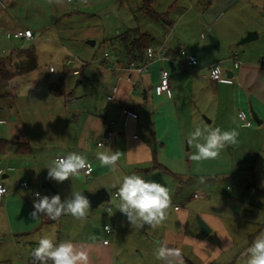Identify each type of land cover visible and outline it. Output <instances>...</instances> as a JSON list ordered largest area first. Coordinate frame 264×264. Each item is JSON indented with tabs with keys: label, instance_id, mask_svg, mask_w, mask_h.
I'll return each instance as SVG.
<instances>
[{
	"label": "rangeland",
	"instance_id": "obj_1",
	"mask_svg": "<svg viewBox=\"0 0 264 264\" xmlns=\"http://www.w3.org/2000/svg\"><path fill=\"white\" fill-rule=\"evenodd\" d=\"M223 1L237 3L223 9ZM143 5L144 0H63L62 4L55 3V0H0V26L4 27V17L13 12L18 22L11 27L28 28L34 33L31 43L9 40L0 49H33L38 58L35 71L17 77L10 85H0V92H9V86H12L16 95L15 98L0 99V139L20 142L31 149L27 155L19 156L16 155L18 146L11 144L13 157L0 156L3 166L19 170L8 173L5 183L29 182L30 178L36 183L44 171L45 161L54 160L59 145L78 135L77 127L82 119L88 113L100 114L107 103L106 90L112 82L108 69L126 61V51L119 43L120 36L134 29L146 34L159 31L163 35V27L149 17ZM153 9L167 14L174 22L184 14L178 22V30L188 39L183 46L194 49L192 51L199 49L198 56L208 63L225 56V52L220 54L209 47L208 40L217 41L215 33L222 35L227 44H232L230 52L238 53L240 58L244 53L264 55V0H154ZM249 33L259 34V38L239 45ZM146 34L145 43L150 41ZM201 35L206 36L205 45L200 41ZM202 46L207 50L204 55H200ZM230 52L226 56L229 57ZM105 53L110 59H105ZM68 60H75V63L68 66ZM51 68L53 72H50ZM76 69L81 73L78 77L72 74ZM78 81L82 83L78 84ZM61 82H64L67 97H57L50 92L52 85ZM263 144L257 137L240 132L237 143L228 149L232 160L228 158L229 162L222 167L212 169L213 173H223L224 168L231 167L230 175L204 178V183L195 180L185 188L184 195L176 197L172 208L190 211L187 235L193 237L197 234L201 240L214 246L209 251L201 248V254L205 255L202 258L189 243L183 248L179 264H246V249L264 233ZM20 160L27 163L24 165ZM45 187L46 191L38 187L34 192H39L42 197L51 195L52 190L47 185ZM195 194L198 198H194ZM27 201L33 207L34 201ZM207 215L217 217L234 242L230 251L213 262L215 247L220 246L218 241L221 239L217 229L207 237H200L199 219L207 223ZM70 216L66 214L55 221L45 216V222L52 228V232L46 235H52L56 240L59 225L70 226ZM86 220L91 227L103 230L106 223L103 207L90 209ZM2 232L0 229V264H29L31 252L38 244L25 239L18 242L12 234ZM128 233L134 236L133 240L126 237V241H122L121 233L118 235V255L113 264H122V261L143 264L142 252L139 254L131 249L126 255L124 251L143 238L144 231L135 228ZM85 236L96 239L94 229ZM146 261L149 263V259Z\"/></svg>",
	"mask_w": 264,
	"mask_h": 264
},
{
	"label": "crops",
	"instance_id": "obj_2",
	"mask_svg": "<svg viewBox=\"0 0 264 264\" xmlns=\"http://www.w3.org/2000/svg\"><path fill=\"white\" fill-rule=\"evenodd\" d=\"M233 2H226V4L223 1L222 8L226 9L231 4L237 3ZM203 15H206V13L204 12ZM16 16L15 13L11 12L10 15L4 17L5 25L4 27L0 26V47L5 45L6 41L14 40L13 32L23 30V27H11L18 22ZM183 16L184 14L179 17V21ZM179 21H172L168 15L164 21H157L158 25L163 27V35L159 31L150 34L139 31L141 34H146L150 39L146 42L147 49H166L170 60L152 65L149 72L140 77L139 87L134 89L131 84L123 79V70L135 61L134 55L128 56L127 52L124 51L126 61L117 66L113 64L108 69L112 82L106 90V100L113 86L118 85L119 94L116 101L110 102L107 100L98 116L94 113H88L77 127L78 135L65 144L59 145V152L54 155V159L66 156L71 152L86 156L93 168L91 178L81 174L62 183H57L48 178V169L45 168L53 159L46 160L45 165L42 166L44 171L41 173L40 179L36 183L31 178L29 179L32 188L15 192L14 186L18 182L5 183L4 180L9 178L8 173H16L19 170L3 166L0 162V182L11 190L4 199L0 200V229L3 231L2 233L12 234L18 242L20 239H25L36 245L39 238L52 232L50 223L45 222L44 215L35 220L30 216L34 209L27 200L34 201V191L38 190V187H42L43 191H46L47 187L45 185H47L52 190L49 197L59 194L61 199L69 197L70 193L74 191H81L83 194L104 191L109 200L100 204L99 207L106 205L111 207L110 212L104 211L105 226L110 225L116 230L115 237L109 239L110 236L106 234L104 228L103 230L93 228L87 220H77L70 216L71 224L69 227L64 228L59 225V236L55 242L60 243L71 240L78 246H84L89 253V264H113L114 257L118 255V240L120 241L118 235L121 233L122 241L123 239L126 241V237L133 240L134 236L130 235L128 231L135 229L126 216L120 214L117 208L120 203L119 198L115 197L118 182L124 175L138 174L146 180H155L164 184L169 189L171 205L167 209L166 219L158 227L150 228V226L145 225L142 228V231H144L143 238L139 239L133 247L125 249L124 253L126 255L129 254V250L134 249L138 253L142 252L143 264H154V262L169 264V262L178 263L182 259L183 248L189 243L194 251L200 253L202 258L205 255L201 254V248L208 251L214 248L212 244L201 240L197 234L189 237L187 230L189 228L190 211L188 209L181 210L178 207L172 208V206L175 205L176 197L184 195L185 188L195 180H200L201 177L218 178L230 175L231 167L229 169L224 168L223 173H221L222 171L213 173L212 170L229 162L228 158L232 160L228 152L229 146L222 151L219 158L202 161L198 164L189 158L195 148L194 146L189 148L186 140L196 126H199L202 130L208 127H219L222 131L236 128L238 133L246 132L249 137L254 136L262 143L264 142V66L260 63L264 55L263 53L257 55L244 53L240 58L238 53L230 52L232 44H227L222 35L215 33L219 48L211 47L210 40H208L209 47L218 50L220 54L225 52V56L218 57L216 61L208 63L207 60H202L198 56L197 51L199 49L192 51L194 49L191 48L192 50H190L183 46L188 39L185 34L178 30ZM255 35L256 37H253L252 40L259 38V34ZM33 40L25 42L31 43ZM200 41L205 45L207 43L206 36L201 35ZM187 44L189 45V43ZM240 44L242 45V41ZM234 46H237V44H234ZM180 49L198 58V64L194 68L182 66L181 63L185 61V58L178 55ZM4 51L5 55L3 57H10L11 64L16 66L24 57V55H18L16 52H27L23 49L11 48ZM28 51H33V49ZM229 52L230 56L228 57L226 54L228 55ZM206 53L207 50L202 46L200 55ZM234 55L237 56L238 67H236L233 60ZM145 56L146 54L144 59ZM113 60H116V57H113ZM215 64L221 66L223 81L215 82L209 76L208 69ZM162 68H167L170 71L171 89L168 92L159 91L158 94L157 89H159ZM74 71L79 72L78 75L72 73L74 76H80L81 73L78 69ZM78 82V84L82 83L81 81ZM124 105L138 113L139 119L122 118L121 109ZM251 108L257 114L261 122L260 125L253 121L250 113ZM240 112L245 113L252 122L251 125L239 120L238 114ZM113 123L119 124L117 136L107 148L99 147L98 142L102 141L104 135L114 130ZM10 143L23 144L20 142ZM253 145L256 146V143L254 142ZM10 146L6 153L0 156L13 157V149L11 150ZM110 151L120 152V158L117 162L118 170L115 173L110 167L101 166L97 159L98 153ZM16 155H18L17 152ZM21 155L23 156V154ZM21 161L24 165L27 163L24 160ZM235 175H238V173H235ZM23 181L25 182V180ZM113 185H117V187H113ZM196 195H194V198H198ZM40 196L42 197L41 194ZM90 209L94 210L91 207ZM207 217V223L211 229L210 234L213 233L214 229H217L220 232L221 239V242L218 241L220 246L215 247L214 256L216 258L212 257V261L210 260L213 262L225 255L227 251H230L234 242L217 217L212 215H207ZM45 225L48 227L45 228ZM91 229H94V238L96 237V239L86 238L85 233H89ZM200 234L202 235L200 237H205L202 230H200ZM80 236H83L81 237L82 240L79 239ZM105 240H110L111 244L104 245ZM161 241H165L168 248L177 250L179 255L170 256L167 261L157 260L155 253ZM226 245L227 247H225ZM145 257L147 258L145 259ZM147 259H149V263H147ZM122 262V264H125V261ZM29 264H34L33 258Z\"/></svg>",
	"mask_w": 264,
	"mask_h": 264
},
{
	"label": "clouds",
	"instance_id": "obj_3",
	"mask_svg": "<svg viewBox=\"0 0 264 264\" xmlns=\"http://www.w3.org/2000/svg\"><path fill=\"white\" fill-rule=\"evenodd\" d=\"M55 3L62 4L63 0H55ZM147 54L152 55L151 48L147 50ZM216 71L219 72L220 69L217 67ZM159 91L157 89L158 94ZM238 135L236 128L222 131L219 127H208L202 130L201 127L196 126L186 140L189 148L193 146L195 148L189 158L198 164L202 161L217 159L227 146L237 143ZM119 158V151L97 154L101 166L110 167L114 173L118 170ZM45 168L48 169V178L57 183L81 174H90L92 170L86 156L77 152L57 157ZM200 183H204L203 177L200 178ZM3 191L4 189L0 188V193ZM116 195L120 200L117 205L118 210L126 216L131 226L137 229H142L145 225L150 228L158 227L166 219L167 209L171 205L170 192L164 184L155 180H146L138 174L124 175L118 182ZM34 196V210L30 213L34 220L44 215L55 221L66 214L77 220H86L91 207L88 197L81 191L71 192L65 199H61L59 194L41 197L37 192ZM110 230V225L105 227V231ZM178 255L179 252L168 248L165 241L160 242L155 253L156 259L160 261H167L170 256ZM246 255L248 256L246 264H264V233L255 238L246 249ZM31 256L34 264H89V253L84 246H78L71 240L56 243L52 235L39 238L38 245L32 250Z\"/></svg>",
	"mask_w": 264,
	"mask_h": 264
},
{
	"label": "built area",
	"instance_id": "obj_4",
	"mask_svg": "<svg viewBox=\"0 0 264 264\" xmlns=\"http://www.w3.org/2000/svg\"><path fill=\"white\" fill-rule=\"evenodd\" d=\"M68 2H72V0H68ZM12 35H13V39L18 40V41H31L34 39V33L29 29L18 30L16 32H13ZM151 49H152V55L151 56H149L147 54V50H146V56H145L144 62H142V63L132 62L123 70V72H124L123 73L124 74L123 79L126 82H128L129 84H131V86L134 89L139 87L140 77L144 74H147L152 65H154L155 63H163L165 61L170 60L168 51L166 49H160V50H155L154 48H151ZM4 55H5V51L0 50V56H4ZM178 55L185 58V61L181 63L183 67L194 68L198 64V58L194 55L187 54V52L183 49L178 50ZM105 59H110V55L108 53H105ZM233 60L235 61L236 67H238L236 55L233 56ZM74 63H75V60H68L67 61L68 66H71ZM260 63H261V65L264 66V57L261 59ZM217 67L220 69L219 72L216 71ZM51 72H53L52 68H51ZM208 73H209L210 78L213 81H215V82L223 81L222 70H221V66L219 64H215V65L211 66L208 69ZM73 74L78 75L79 72L74 71ZM170 81L171 80H170L169 69L162 68V70L160 72V83H159V89L161 92H168L171 89V82ZM118 94H119V86L115 85V86H113L110 93L108 94L107 100L110 102H115ZM121 115H122V118H131L134 120L139 119V114L136 113L135 111H133L127 105H124L122 107ZM238 118L241 122H243L247 125L252 124V122L247 118V116L243 112H240L238 114ZM113 124H114V130L112 132H108L107 134L104 135L102 141L98 142L99 147H106L107 148L114 141L115 137L118 134L119 124L118 123H113ZM91 169L92 170H91L90 174L85 175L87 178H91V176L93 174V168L91 167ZM0 188L4 189V191L2 193H0V200H1V199H4L11 192V190L1 182H0ZM31 188H32V184L30 182L16 183L14 186V191L19 192L23 189H31ZM115 197L118 198L116 194H115ZM196 197H198V195H196ZM103 209L106 212H110L112 210L111 207L108 205L104 206ZM120 214H122V213L120 212ZM122 215H124V214H122ZM106 226H109V225H106ZM105 227H104V230H105ZM105 232L110 237H115V235H116V230L113 227H111L110 231H105ZM103 244L108 246L111 244V241L105 240L103 242Z\"/></svg>",
	"mask_w": 264,
	"mask_h": 264
},
{
	"label": "trees",
	"instance_id": "obj_5",
	"mask_svg": "<svg viewBox=\"0 0 264 264\" xmlns=\"http://www.w3.org/2000/svg\"><path fill=\"white\" fill-rule=\"evenodd\" d=\"M123 1V0H121ZM153 2L154 0H144L143 9L144 11L154 20L157 21H164L167 17V14L158 13L153 9ZM132 33L136 35L131 36ZM146 36L141 34L139 30L134 29L130 30L125 36L119 38L120 45H123V48L127 52V55H134V62L142 63L144 62V55L146 54L147 45L144 42ZM18 55H24L23 60L16 66L11 64L10 57H3L0 56V85H10L17 77L22 76L24 74L30 73L35 71L38 68V58L35 50L33 51H18L16 52ZM14 55V54H13ZM12 67V68H11ZM9 92H0V99L1 98H8L13 97L15 98L16 95L14 94V88L9 86ZM51 94L57 97H67L68 94L65 89L64 82L59 84H54L50 87ZM11 143L7 140L0 139V155L6 153L7 149ZM18 154H27L30 153L31 149L29 146L25 144H17Z\"/></svg>",
	"mask_w": 264,
	"mask_h": 264
},
{
	"label": "water",
	"instance_id": "obj_6",
	"mask_svg": "<svg viewBox=\"0 0 264 264\" xmlns=\"http://www.w3.org/2000/svg\"><path fill=\"white\" fill-rule=\"evenodd\" d=\"M253 37H256V35L249 33L247 35V37L244 40H242V43L251 41L253 39ZM91 44L94 45V43H92V42H91ZM210 46L213 48H216V49L219 48V44L216 41H214L213 39H210ZM250 113H251V117H252L253 121L256 124L260 125L261 122L259 121L257 114L255 113V111L252 108H251ZM146 116H147V113H146ZM84 195L88 197L92 209L98 208L100 204L109 200L107 194L104 191H99V192H96L93 194L92 193H84ZM199 226L202 230L203 236L206 237L210 234L211 229L201 219H199Z\"/></svg>",
	"mask_w": 264,
	"mask_h": 264
}]
</instances>
